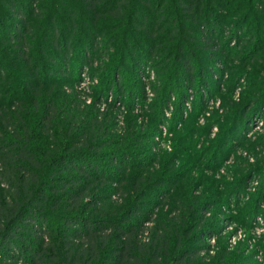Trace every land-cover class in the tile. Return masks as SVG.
I'll return each mask as SVG.
<instances>
[{"label":"trees","instance_id":"16d2710c","mask_svg":"<svg viewBox=\"0 0 264 264\" xmlns=\"http://www.w3.org/2000/svg\"><path fill=\"white\" fill-rule=\"evenodd\" d=\"M217 11L236 15V24L223 16L236 31L212 21L220 18ZM253 17H259L264 38V0H0L1 49L21 59L30 78L20 98L17 80L9 76L4 82L0 63V264H196L197 225L206 192L197 198L193 190L203 182H176L175 155L189 157L185 140L173 139L172 155L157 178L150 163L140 160L145 153L135 150L153 137L163 113L157 112L138 129L129 121L124 137L114 134L118 114L104 121L96 101L114 91L109 108L118 112L116 102L122 97L131 104L134 91L121 95L124 65L129 57L135 58L136 72L142 76L145 65L156 61V67L165 68L161 73L173 69L162 85V75L157 74V106L163 112L179 91L177 79L185 88L194 85V29L200 30L198 40L207 49H218L217 29L225 41L240 44L245 22ZM86 29L95 39L94 56L99 38L109 31L115 34L108 37L109 44L119 36L122 44L120 61L111 58L110 65L98 67L107 74L104 84L100 82L105 88L91 106L78 99L62 101L61 91L55 90L58 81L41 76L44 65L34 62L28 50L32 42L43 58L59 67L47 76L65 75L70 65L76 69L81 63L70 44L78 35L86 40L80 32ZM48 41L63 55L61 63L46 48ZM260 45L255 46L256 54L252 48L244 53L241 65L260 60ZM87 53L89 59L91 52ZM2 82L10 85L2 88ZM255 95L240 109L241 130L247 118H257L264 107V83H257ZM177 97L172 124L182 120L188 90ZM126 109L132 113L130 105ZM167 187L177 188L178 194L171 195ZM155 193L166 204L153 201ZM173 197L178 204L172 203ZM263 198L264 191L258 199ZM220 261L232 264L223 257Z\"/></svg>","mask_w":264,"mask_h":264},{"label":"rangeland","instance_id":"374dc122","mask_svg":"<svg viewBox=\"0 0 264 264\" xmlns=\"http://www.w3.org/2000/svg\"><path fill=\"white\" fill-rule=\"evenodd\" d=\"M227 13L217 11L220 18H213L212 21L224 23V17H226L228 23L236 24V15L229 16ZM238 15L241 16L239 9ZM256 19L259 17H253L245 22V29L242 35H239L240 44L235 45L232 41L230 43L225 41L219 34L220 28L217 29L216 44L221 43L218 49H207L202 39L198 40L201 34L200 30L195 28L194 37L197 41H193L192 47L196 55L192 65L194 85L191 88H185V84L175 78L179 91L173 94L163 112H160L161 109L159 111L157 106L161 94V90L157 88V74L162 75L159 82L162 85L164 81H168L172 75L170 71L173 69L161 73L165 68L156 67V61L145 65L142 76L136 72L135 58L129 57L127 65H124L122 82L125 85V92L121 94L119 87L114 90L117 91V95L122 96L131 90L134 91L136 96L131 104H128L129 100L122 97L116 102L118 112L109 108L107 105L113 101L114 91L100 101L94 100L104 87L100 83L101 80L104 84V76H107L98 71V67L102 63L110 65L111 58L114 59L113 62H118L122 55L121 38L119 36L118 41L109 44L108 37L115 35L110 31L99 38V50L95 56L91 51L94 44L92 42H95V39L92 41L88 29L80 31L86 40H82L78 35L73 38L70 46L75 54L74 57L80 54L81 63L79 62L76 69L70 65L68 70H65V75L47 76L51 68L59 67L43 58L32 42L28 48L33 61H39L44 65L40 69L41 76L58 81L55 90L61 91L62 101L65 98L69 101L78 99L87 106L95 104L96 101L104 121L118 114L117 126H113L117 129L114 134L125 137L129 121H132L135 129H138L140 125L147 124L150 117L156 116L157 112L159 116L163 113L153 137L146 142L143 140L142 147L135 150L137 153L139 151L145 153L140 160L150 163V171L155 175L158 174L157 178L162 175L158 172H161L165 162L169 161L168 157L172 155L173 139L185 140L189 157L187 153L180 154L181 156L175 155L177 161L175 170L179 175L177 180L176 177L173 180L181 184L182 182H203V187L200 186L197 191L193 190L197 198L206 192L205 200H203L205 209L199 217L200 225H197L199 231L196 237L200 247H196L198 248L194 260L196 264H218L222 262L221 257L226 263L232 264H264V198L258 199L264 191V107L261 108L257 118L256 115H250L249 120L247 118L242 130L241 116H239L240 109H244L248 101L256 98L257 83H264V73L259 70H264V38L261 35V29H258L260 25ZM227 21L224 23L225 28H229ZM229 30L236 31L234 28ZM3 37L7 40L6 34ZM258 43H261L257 57L260 60L255 62L248 60L241 65V58L245 57L244 53L250 52V48L254 53ZM6 47L12 48L10 44ZM1 48L0 43V63L2 62V70L5 73L4 82L9 76H13L19 85L21 98L26 92V82L30 79L26 75L28 71L23 67L21 59L16 55L7 54L6 49ZM46 48L51 49V54L58 59V62L62 60L63 55L53 49L49 41ZM190 49L191 47L188 46L185 50ZM86 51L91 52L89 59ZM100 51L101 54L97 55ZM211 51H213L212 54ZM212 55L218 60L212 59ZM235 56H238L240 61L233 60ZM89 62H93V65ZM46 66L49 67L48 70ZM255 66L257 71L253 69ZM93 71L102 74L101 79L95 76ZM1 85L4 88L10 84L2 82ZM185 90H188L189 98L185 102L182 120L172 124L175 99L177 100V96ZM129 105L132 107V113L128 115L126 106ZM248 107L245 111L250 114ZM141 148H143L142 151ZM167 192H171V195L178 194L175 187H167ZM152 198L157 202L165 201L159 197L158 193H155ZM172 203L178 204L174 197ZM164 209L168 210L167 206ZM157 213L158 211L155 215ZM148 228H152V224L149 223Z\"/></svg>","mask_w":264,"mask_h":264}]
</instances>
